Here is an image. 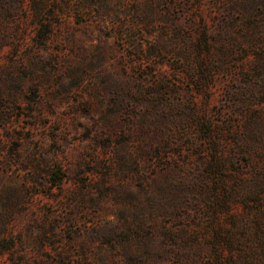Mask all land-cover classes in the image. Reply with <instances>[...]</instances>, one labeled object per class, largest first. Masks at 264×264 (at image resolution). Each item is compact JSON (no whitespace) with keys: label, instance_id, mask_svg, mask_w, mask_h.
I'll return each mask as SVG.
<instances>
[{"label":"rangeland","instance_id":"obj_1","mask_svg":"<svg viewBox=\"0 0 264 264\" xmlns=\"http://www.w3.org/2000/svg\"><path fill=\"white\" fill-rule=\"evenodd\" d=\"M0 264H264V0H0Z\"/></svg>","mask_w":264,"mask_h":264}]
</instances>
